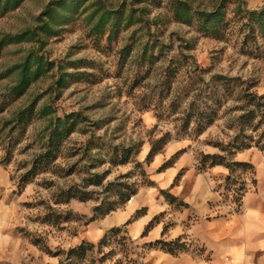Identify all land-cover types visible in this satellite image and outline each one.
<instances>
[{
  "label": "rangeland",
  "instance_id": "obj_1",
  "mask_svg": "<svg viewBox=\"0 0 264 264\" xmlns=\"http://www.w3.org/2000/svg\"><path fill=\"white\" fill-rule=\"evenodd\" d=\"M50 1L22 0L17 8L1 13L0 41L5 35L33 29L38 23L36 16ZM101 1L112 10L121 6L126 12L130 7L135 10L134 18L140 16L142 20L120 30L110 41L106 40L105 34L97 43L88 35L86 23V15L93 8L90 4L97 0H87L85 12H76L74 19L59 25L53 35H42L43 42L23 40L0 47V128L3 123H11L9 120L20 106L35 98L36 108L46 104L54 110L50 116L31 121L21 133L15 132L18 142L11 147V160L1 165L6 167L10 177V199H14L19 216V223L12 229L20 238L31 244L35 242L40 251L57 259L60 255L53 256L52 253L74 247L83 239L94 245L90 257L104 255L102 264L116 261L134 264L136 259L132 255L137 252L134 241L121 227H111L120 229L115 235L109 232L110 229L105 231L106 238L98 247L104 234L90 237L87 234L89 222L86 221L95 214V206L118 202L117 195L111 190L113 184H128L136 192L151 184L153 157L146 160V153L152 143L161 145L158 154L169 144L186 143L195 153L198 165L200 154H210L203 151L214 147L215 153H220L214 143L226 144L233 136L234 116L240 114L238 107L245 105V96L264 94V37L257 31L251 33L246 24L247 12L258 11L264 6V0H182L199 13L219 7L224 18L216 30L204 29L196 17L189 24L176 20L171 12L173 0ZM139 9H142L141 13L137 12ZM144 42L152 46L150 50L155 59L151 64L141 63L138 58ZM127 43L131 45L130 52L122 56L120 50ZM29 50L61 65V72L73 74L67 83L57 86L54 65L25 93L12 98L6 87L12 83L15 72L6 75L5 70L19 63ZM180 55L186 59L179 61L175 76H169L170 87L167 89L159 84L163 71L171 58ZM77 60L76 66L68 65ZM193 71L199 76L195 83L203 88L200 99L204 100L214 90L216 81L211 75L221 76L219 83L227 85L229 90L226 94L223 92L225 100L217 119L197 136L193 134L192 125L186 131H178L176 119L197 93L187 91L194 81L189 78ZM222 89L224 87L220 86L218 92ZM176 98L182 101V108L169 106ZM72 113L80 122L64 139L56 159L18 192L17 177L27 168L24 164H28L40 149L39 134L45 121ZM9 126L0 133V159L11 134ZM263 126L264 122L260 130ZM258 131L247 130L246 133L256 138ZM162 134H165L164 141L158 142ZM87 143L96 145L86 150ZM120 147L129 152L136 151L129 154L126 163L113 165L109 160L110 152L118 151ZM248 148L264 156L257 146ZM253 171H235L236 183L248 188L254 182ZM95 174L101 175L100 184L93 182ZM223 178L215 183L214 190H224ZM73 193L75 195H71ZM132 196L117 208L124 207Z\"/></svg>",
  "mask_w": 264,
  "mask_h": 264
},
{
  "label": "trees",
  "instance_id": "obj_2",
  "mask_svg": "<svg viewBox=\"0 0 264 264\" xmlns=\"http://www.w3.org/2000/svg\"><path fill=\"white\" fill-rule=\"evenodd\" d=\"M21 1L22 0H0V14L17 8ZM86 1L87 0L50 1L36 16L35 19H37L38 23L33 29H26L14 35H5V39H1L0 41V47L8 43H18L23 40H34L35 42L40 43L43 42L42 39H40L42 35L46 37L53 35L56 33L59 25L70 22L74 19L73 16L76 12L79 14L85 12L88 8V6H86ZM90 7L93 8L86 15V23L88 27L87 33L88 35H91L97 43L105 34L106 40L110 41V39L117 37L120 30L128 28L135 22L142 20L140 16L134 18L133 13L135 10H132L130 7L126 10V12H124L125 10L123 8L121 9V6L118 10H112L103 4L101 0H97L94 4H90ZM141 11L142 9H139L137 12L141 13ZM171 12L176 20L187 24L191 22L193 17H196L202 27L206 30L218 29L224 18L219 7L208 13H199L192 7H189V5L182 0H173ZM247 13L246 24L248 29H250L249 31L251 33H255L257 31L260 36L264 37V6H262L258 11H248ZM151 47L152 46L147 42L142 43L140 49L141 53L138 57L141 63L151 64L155 59V56L150 50ZM130 49L131 45L127 43L122 47L120 53L124 56L130 52ZM26 54L27 55L19 63L7 67L5 70L6 75L8 73L15 72V78L12 83L6 87L7 94H9L12 98H17L21 94L25 93L32 83L36 82L42 75L50 72L54 68V65L56 67V71L54 73H56L57 76L55 79L57 86L67 83V79H70L73 74L61 72V65H56L54 62L48 61L42 55L35 53L34 50H29ZM181 59L186 58L180 55L175 59L171 58L169 60L168 65L165 66L163 71V79L159 84L166 86L167 89L170 87L169 76H175V72L179 70V61ZM77 62L79 61H71L68 65L76 66ZM83 74L85 73H79V75ZM211 76L216 81L214 90L210 91V95L202 100L200 99V94L202 93L203 88L201 85L195 83V81H199V76L195 71H193L192 74H189V78L194 81L191 86L189 85L187 91L190 90L191 92L195 91L197 93L193 96L192 100L188 101L187 106L182 109L181 113L177 115L176 119L179 122L177 126L178 131H186L189 126L192 125L193 134L194 136H197L217 119L218 110L225 100L224 93H228L229 90L227 85L219 83V80L222 79L221 76ZM220 86L224 87V90L222 89L218 92V88ZM244 100H246L245 105L238 107L240 109V114L234 116L235 130L230 140L226 144L215 142L214 146L218 148L220 153L200 154V158L198 160V167L200 169L212 167V165L216 164L222 165L228 169V174L223 178L222 187H224V190L227 191L230 190L231 186H235V195L233 196V199L237 206L240 205V200L247 192L248 188L240 182L236 183V178L233 174L237 170H240L241 172H252L253 168L248 162L245 163L234 160L233 156L237 152L252 145L257 146L260 151L264 152V126L263 129L260 130V126L264 122V94L261 96L249 94L245 96ZM36 103L37 98L29 101L23 106H20V108L14 112L9 120L11 123H3L2 128H0L1 133L8 125H10L8 128L11 133L7 138L8 144L5 147L4 155L0 159V164H8L10 162L11 147L16 145L18 142L16 134H19V132L21 133V131H23L22 129H25L26 126L31 124V121L34 119H38V117L43 116H50L54 113L51 106L42 104L40 107L36 108ZM169 106L176 109L182 106V101L176 98L171 101ZM156 117L158 119L160 118V115H156ZM45 122L46 124L43 126L39 134V139L42 140L39 151L32 156L33 158L28 162V164H24L25 167L28 165L27 168H25L17 177L16 187L18 192H20L27 183L33 180L36 174L45 170L47 166H49L50 163L56 159V152L59 150L64 139L73 132L75 127L80 122V119H76L75 114L72 113L63 116L62 118L58 116L50 117L48 121ZM247 130L251 132H257V130H259L257 137L254 138L251 134H247ZM164 136L165 134H162L160 139H158V142H163ZM155 144L152 143L150 145L146 153V160L151 159L160 150L161 145L156 146ZM94 145L96 144L87 143L85 148L86 150H90V147ZM135 151L136 150L133 152ZM133 152H129V150L120 147L118 151L113 150L110 152L109 160L113 165L124 164L130 156L129 154ZM170 162L171 160L165 161L160 165V168ZM92 177L94 183H101V175L95 174ZM111 190H113V193L117 195L118 202L109 201L106 204L101 203L95 206V214H93L92 217L86 221V223L93 221V219H96L97 217H104L111 211L116 210L118 205L123 204L130 196L136 193V189L128 186V184L121 183H117L116 185L113 184ZM161 192L168 201L171 202L174 200L165 191L161 190ZM71 195L75 194L73 193ZM79 196L82 200H84L81 195ZM139 212H137V214ZM151 222L152 221L149 222L145 230L152 224ZM119 231V228H110L109 230V232L113 235ZM143 233H145V231ZM105 238L106 233L99 240L98 247L101 243H103L102 241H104ZM179 241L180 240L178 239L174 241L156 240L152 244L161 248L165 247L168 251L173 252L174 248L180 249L182 247V244ZM33 243L36 244L35 242ZM93 247L94 245L92 243L82 239L78 242V244H76V246L68 248L67 250L59 249L58 251L52 253V255H60L58 259L59 262L57 264H102L104 262V255L100 258L94 259L89 256ZM45 251L50 253L48 250ZM111 264H118V261Z\"/></svg>",
  "mask_w": 264,
  "mask_h": 264
},
{
  "label": "crops",
  "instance_id": "obj_3",
  "mask_svg": "<svg viewBox=\"0 0 264 264\" xmlns=\"http://www.w3.org/2000/svg\"><path fill=\"white\" fill-rule=\"evenodd\" d=\"M234 160L248 162L254 170V182L236 210L218 204L214 190L228 169L218 164L200 169L188 144L177 142L153 156L151 184L140 188L124 207L89 222L87 234L97 238L111 227H121L134 241V264H264V156L248 148ZM11 189L8 170L0 164V264L58 263L13 232L19 216ZM161 190L174 200L168 201ZM177 239L182 247L173 252L152 244Z\"/></svg>",
  "mask_w": 264,
  "mask_h": 264
},
{
  "label": "built area",
  "instance_id": "obj_4",
  "mask_svg": "<svg viewBox=\"0 0 264 264\" xmlns=\"http://www.w3.org/2000/svg\"><path fill=\"white\" fill-rule=\"evenodd\" d=\"M215 192H216L218 204L226 206V208L229 211L236 210L238 208L237 204H235V201L233 199V196L235 195V186H231L230 190H227V191L216 189Z\"/></svg>",
  "mask_w": 264,
  "mask_h": 264
}]
</instances>
